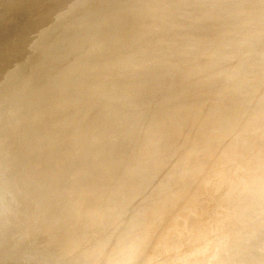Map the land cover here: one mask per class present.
Segmentation results:
<instances>
[{"label":"bare ground","instance_id":"1","mask_svg":"<svg viewBox=\"0 0 264 264\" xmlns=\"http://www.w3.org/2000/svg\"><path fill=\"white\" fill-rule=\"evenodd\" d=\"M94 1L95 0H84L83 2L78 1L80 2L79 4L81 3L82 4L79 5L80 7L78 6L79 8L77 6L76 7L78 9L82 8L85 11L87 10V8L90 9V7L96 4L93 9L100 8L101 6L105 5L106 0H100V2H96V1L94 2ZM133 1L134 0H128L125 5L115 10L113 14H109L107 11H101L99 15H97L95 19L92 20L88 28L79 29L76 26L79 30H77V28L76 30H74L75 28L73 26H75L76 23H78L81 19L84 18L86 12H82V10L81 12H79L80 10L78 12L73 11L74 9L64 6L62 9L59 8V10L56 11L57 13L55 12L57 15H55V13L51 14V15H55L56 17L58 16L57 17L58 19L60 16L63 17L64 14L70 15L76 12V15H78L76 18V21H74L73 19L72 21H70L69 27L66 28V31H68V33L73 30L80 32L76 39L77 44H80L78 46L80 50L78 53H76V58L69 57L70 56L69 55L68 57H65L66 59L68 58L67 60L63 59L64 60L63 62L61 60L63 65L60 71L57 72L58 73L57 77L60 78V81L62 77L63 79H66V78L69 79L70 77H72L73 72L74 74H78V72H80L81 70L85 71V70H88L89 68L96 69L98 68V66L101 67L100 66L101 64L108 66L109 65L108 62H104V59L106 57H107L106 58L107 60L112 59L113 62H111V64L113 65V63L118 61L119 59L116 57V55L121 56L124 53V51H126L130 47H132V49L142 48V47H144L145 49L147 48L148 57H149L147 58V60L150 62L152 61L151 59L154 57V55H156L161 50V45L163 44L162 42L163 37L165 38V36L168 35V33L172 36L171 38H174V39H171V43L169 42V39H168L167 47H182L184 44L186 45L196 44L198 43L199 36H201L203 32L210 26L213 25V26L222 27L224 24L220 20L226 17L227 15H229L231 13L232 7H234L235 4H237V2H234L231 0H225L222 4H217L216 0H175L174 3H171L168 5V8L162 9V6L159 0H141L140 3H138L139 8H137V11L140 12V16L138 18L136 17L137 19L135 18L136 20L134 19L135 21L133 22L123 21V17H126L127 15L134 13L133 10L135 8L133 7V4H132ZM196 5H199L200 7L197 8ZM208 10H211V14L209 16H205L204 13ZM259 10L263 12L264 6L260 7ZM61 17L60 19H62ZM148 17H150V19H153V21L148 26L142 27V35L151 34L155 32L154 30L159 29L157 33L155 32V34L148 39H140L139 41H134V44H131V46L129 45L128 47L125 46L123 43H121L124 40H126L129 35L139 30L140 26H142V24L148 19ZM211 17L215 19L214 22H209V19ZM57 18L56 20H58ZM52 22L53 23L51 24L53 25V27L57 26L58 28V24L55 23V21H52ZM227 28L228 29L222 34L215 33L210 38L209 46L211 48L206 47L204 50H202L198 58L199 60L196 61L194 65H185V62L181 60H175V63L172 64L171 66L164 65V63L153 62L150 66L147 65L148 69L146 70L145 75L141 77V79L142 78L143 79L142 80L139 79L130 90L123 93L125 95H123L121 99L117 98V100L113 99L110 102H108L107 106H110L111 107L110 109H108L105 112L98 110L99 105H101L99 100L98 102L95 101L91 105V109L89 110L90 112L89 117L92 116L91 117L92 121H90V125H92L91 128L93 131L98 130L101 133L98 141L94 145L96 149L94 150V154H97L99 153L100 150H102L101 148L103 147V143L108 141L107 138L108 136L110 138V135L112 134L113 131L119 134V135L117 134L115 135L117 137L120 136L119 138L121 142H122L121 138H124L126 143L123 140L125 145L121 144L122 146L120 147L118 146L120 145V143H117L119 140L118 141L114 140L116 141L115 143H117L118 145L111 143V145L109 144L108 146H106L107 149L105 150L103 158H101L100 168L102 169L100 168L99 169H100V172L102 171L103 172L100 174L99 181L96 183V185L93 188H91L90 192L85 190L88 193L84 192V189H83L84 187L82 186V190L85 193V195H82L83 196L82 197L81 193H79L80 195L79 198L77 200L74 198L76 201H78L77 202L78 205L76 204L77 207H75L76 205L74 206L71 202V201L74 202V199L71 201L68 199L69 202H71L72 207L74 208L70 207V203L67 204L68 202L62 203V199L66 197L65 195H64L65 197L60 196L51 203H45L44 198L47 194L46 188L32 189L31 191H34V195H35V192L37 191L36 196L31 195L33 194L31 192L30 195L32 196V198L29 195L30 190L25 191L23 193H19L18 195L14 193L15 191L14 188L17 187V185L20 183L21 180L19 179L15 180L12 177V175H13V172L18 169V167L26 166L27 164L26 158L23 159L22 155L25 156V154L28 152V148H29L28 138L32 136V134H34L35 131H39L40 127H43L44 125H46L47 127L48 126L47 122L52 125H53V122L45 119L47 122L43 123V122H39L40 118H33V115L35 114L39 115L40 113L43 114L44 112H46L44 113L45 115L43 114L44 118H48L49 116L47 115L49 114V112L47 114V111H49L50 107L48 106V103H46L47 105L46 104L40 105V107H38L36 112L34 109H31L33 106L32 103L34 102H32L33 100L29 98H33V96L32 94H29L27 92V89L23 88V85H24L23 83L20 85V88H21L20 94H23V95L19 97V101L17 104H14V106L11 107L7 105V102L10 103L7 99L4 101L2 110L0 108V116H1L0 120H2L3 117L5 118V121L4 120L0 121L2 122L0 123L1 140L4 137L3 135L11 132L10 130L12 126L17 125V123L19 122L20 124H22L21 122L23 121L28 122L26 124L25 122H23V124L26 125L24 137L22 138L23 145L20 146L19 139H18L19 137H21V135H17L18 133H15V129H14V134H11L12 137L10 138V141H8V145H5L4 148L0 151V251L2 252V249H3V252L5 250L6 254L8 253L7 255H9V257L11 256L10 260L8 258V261L11 262L12 260L13 264L15 263L17 264L19 262L18 258L20 259V261H22V258L25 256V259H24L25 261L23 260L22 261L23 263L19 262V264H75V263H78L77 261H74V263H72V261L76 260V258L73 257V260L72 258H69L70 255L68 256V251H69L68 249H70L69 253L72 252L71 250H74V248H76V244H78L80 239L81 240L83 238L86 239L87 237L85 236H89L88 231H90L91 232L90 234L93 235L92 231L95 232L96 230H99V229L101 230L103 228H106L109 225L110 226L112 224L114 225V223L117 220V217H119L120 215L124 217V214L126 215L125 217H127V214L130 215V211L132 213H135L137 212L139 206H141L142 203L139 202L141 200L140 199L141 196H139L140 198L137 197L139 195L138 194L139 191H137V193L135 192L136 191L135 189L138 190V187H132L133 185H131V182H130L131 180L133 181V178L136 175L141 177L139 182H142L141 184L140 183L138 184L139 178L138 179L136 178L137 179L136 185L143 186L145 184V186L143 187L144 188L147 187L146 190L144 189L146 193L145 191L142 192L144 193L143 196L146 194V196L144 197L142 196L143 197L142 199H143V206L146 209H148L149 215H152L155 213L156 214L154 215L155 217L158 215L156 212L159 213L160 210L161 212L165 211L166 213H168L174 208H177L178 206L182 205L186 200L188 199L191 200L192 198L196 200L198 199V201L199 199L203 200L208 205V207L206 206V208L208 209L205 208V210L204 208H202V206L204 205L202 202H200L199 204L202 203L203 205L200 206L198 204V206H200L201 208H199L196 205V206H193L192 208L183 209L178 217H175L173 220L170 221L173 224H175V226H173V224L170 222H169L170 224H168L169 226L172 225L171 228L179 227L177 228L179 231L186 230L185 227L189 228L188 226L189 222L187 226H185L186 225L185 223H187L188 220L192 221L193 219V221L194 220L195 221L194 222L192 221V223L196 222L195 224L198 225V222L205 220V215L208 216L207 212L210 215V213L214 211L215 206L218 205L216 204V202L218 203L221 202L220 188L225 183L229 182L232 178H235L236 181L239 182L243 178L250 176L255 179L254 181L255 184L251 187L250 191L244 195V196H247L248 198H245L244 201H236L235 203L232 204L231 209L233 208L236 209V208L241 207L240 209H242V211L248 210L252 212L253 210L251 208L256 209L259 203H262L263 209L260 211L258 210V215H259L258 219L260 221L259 223H262L264 226V175H259V177L258 175H256L257 174L256 171L259 165L264 160V104L259 109H254L256 108V105L253 104L254 100H259L261 98H264V89H262V91L255 92L257 90L256 89L252 94L250 95L248 94L249 96L246 95L247 99L243 103H241V105L238 106L237 108H233L234 112H230V109H231L230 104H220L214 110H210V107H209L212 104L211 102L212 98L210 97L213 95H216L215 93H217V95L220 96L221 98H224V97L229 98L230 96L237 94V92L239 93L240 91H242V88L252 81H254L253 83L257 81L256 82L257 84L254 85L255 87H262V86L264 87V76L262 75H259L260 76L259 78L258 76L257 77L255 76L258 79L253 77V79L248 78L240 82L239 81L235 82L234 76L232 75L233 78H231L229 76L231 74L230 73L228 74V72L226 73L227 75H224L225 73H223V70L226 72L227 70L230 69L229 71H231V68L235 69V66H234L235 64H237V68H238L239 62H240V65L242 63H248L247 61H250L253 58L255 59V57H260L262 54V52L255 51L252 54H249V56L245 57L244 54L242 53V47L244 46L246 42H249L250 39H251L250 41L252 40L258 41L257 37L254 36L257 33L250 32L249 34H247L249 36L246 35L247 37H243V39L233 40L235 41L234 43L233 41L230 40L231 38H226L230 33L229 31H233L231 27H227ZM263 28H264V25H263ZM152 29H153V32H152ZM93 32H96V34L92 35ZM224 35H225V38H224L225 40L221 44L212 48V46L216 44L220 39H222ZM120 37H121V40L119 39ZM248 37L249 39H247ZM262 37L261 38L258 37L261 39V40L259 39V41H262V39L264 40V38ZM179 38H181V41H179L178 43L179 45L177 44L175 45L173 41ZM76 41H75V44H76ZM230 42H231V45L233 42V45L235 44L236 46H238L237 51L234 50V53L232 52L233 55L236 54V56L240 58L239 60H241L242 58H245L244 62L239 61L236 57H234L235 55L233 56L234 58L233 57L231 58L235 60L237 59L239 62L237 61L238 62L237 63L235 62V60L232 61V59L229 58V56H232V54L222 53L223 48L228 44L230 45ZM65 46H68L67 48L68 50L70 49L69 45H65ZM87 47H92V48H90L91 49L90 51H87L86 50L88 49ZM59 48L57 49L59 50ZM60 49L64 51V49L62 48ZM111 54H113V57L110 56ZM215 56L217 57V60L212 62L211 60ZM47 59L50 60L51 58L48 57ZM257 59L259 60L260 58H256L255 60ZM53 61H55V58ZM58 61L60 60L58 59ZM49 62L51 63V61ZM44 65L31 66L27 71L29 72V75L32 76V75H35L34 71L38 73L37 70L39 69L43 68V70H45L44 67L45 68H49V66L53 67L52 64L46 63ZM64 65L66 66L67 69L65 68ZM143 66H144L143 62L138 65V67L140 68ZM163 66H165L164 69H163ZM237 68L235 69V71H237ZM14 69L10 72H7L6 76L2 78V82L0 83L1 93H2V90H4L7 86L14 83L15 79L18 78V75H17L18 73H16L15 72L16 69L15 70ZM43 70L41 72H43ZM65 70L67 71L65 72ZM13 72L16 73V75ZM220 73L221 75L223 74L224 77L220 76ZM42 74H40V76ZM79 74L77 75V77L80 76ZM95 74L98 75V73H95ZM95 74H91L90 76L95 75ZM169 74L175 75V81L172 85L169 84L170 86L165 87L162 84V80L168 77ZM218 82L219 83L223 82V85L226 84L225 87H222L221 89L216 90L215 85ZM190 85L194 86L193 87L194 89H191L188 91L187 87H192ZM16 88L15 90H13L14 92L19 91V89L16 90ZM136 91L137 93L140 94V97L136 96L138 97L139 100L135 101V104H134L135 106L129 107V109H127V111L124 112V110L126 109L123 110V108H125L128 102L132 100V95H135ZM199 92H201L202 94L201 93L200 94L205 97L204 103L189 102V103H186L184 106L176 107L174 113L167 115V116L166 115L163 116V111L165 109L169 108L171 105L180 103L179 101H183V100L189 101L191 100L189 98H192V96L194 95L198 96ZM17 94L18 93H15L12 96L15 97V95ZM153 98H158V100H155V103L153 107L151 108V110H147L150 108H146V103L150 99H153ZM96 112L97 113L99 112L100 114H97ZM246 113L248 114L250 113L249 115L250 121L246 124H239L237 122V117H239V115H243ZM142 117H144V119H142ZM17 118H19V121L14 122L15 119L17 120ZM33 119H36L37 123H32ZM11 124L13 125L11 126ZM239 126H242V127H239ZM112 135L116 137L114 134ZM220 137L223 138L222 145L214 144L206 148V147H203L202 143L200 142V140H211V139L220 138ZM1 140L0 142L3 141ZM43 141H40L39 143L41 144V142ZM61 142L62 140L60 139L57 140L55 142V146H59ZM129 143L130 144L132 143L130 152L128 153V157H130L132 161L131 162L128 158V160L132 163V165H130L131 167L128 166L130 171L127 173H126V170L125 171L123 170L124 171L123 173H120L119 171L116 172L115 170L116 163L113 162V158L115 154L117 153V151H119L124 146H126L129 150V146H127ZM148 146L149 147L153 146V149H152L153 152L150 151L149 153H153L152 155L153 156L155 155L154 157H157V161L158 159H161L162 165L164 164V162L170 161L167 163H171L172 160L175 161L176 159H177L176 161H178L180 165L188 166L186 164L190 165L191 163L192 164L195 163V167L190 166L192 167L193 170H191L188 166L190 171H192V173L189 171L191 173L190 175L188 173H187L188 175H186L184 172V174L186 175V179L189 178V180L188 179L185 180L187 181L185 185L188 186V184H192L193 187L192 185H189V187H187L188 189H186L185 188L186 186L181 184L180 182H178V184L180 183V185L176 184L177 182L175 183L173 182L172 179H174L176 176L167 174V173L170 172L172 174H176V172L175 173L173 172H174V168L177 166L174 167L172 165L174 167L172 168L173 169L172 171V169H170L172 166L169 164L171 167L167 169H170L172 171L171 172L166 169L165 167L166 163L164 164L165 165L164 168L161 166L162 169H160V167L156 163L155 166L157 167L155 168H158V169H154L156 172L154 171L150 172L151 169L154 168L152 167L150 169V167L154 164V160H156V158L153 159V161L151 160L152 158L149 159L150 160L149 162L151 163L153 162L152 165L151 163H149L151 166L146 163L145 164L142 163V161L145 160V158H143L144 155L147 157L146 154L148 152L146 154L143 152L146 150V148H148ZM163 148H166V150L168 149L167 151H170V152L166 151L165 153H163L164 152V150H162ZM231 148H235L239 150L240 151L239 156H241V158L237 161V163H235V165L230 170V173L227 176L221 177L219 181L217 180V183L219 184L217 185L218 188L214 190L215 192L210 191L211 194H208L207 191L209 192V189L211 187L210 185L215 183L214 180L212 181L209 180L210 175H212L213 172L216 171L218 167H222L225 155L230 151ZM161 150L163 152L160 153L159 151ZM15 155L19 156L20 158L18 157L14 158L13 156ZM71 155H72L71 153H68L67 155L62 157L63 160L60 159V161L62 160L61 161L62 166H64L67 163L64 160L69 158V156ZM148 156L152 157L150 156V154H148ZM88 157L86 159L87 161L85 160L83 165L92 163L96 159L94 157L88 159ZM139 157L143 158L142 161L138 160ZM161 160H159L158 162H160ZM2 161H4L5 164L7 163V165L3 164ZM140 161L141 163H139ZM145 161L147 162V160ZM128 162H126L127 165L130 164ZM173 163H176V162H173ZM178 163L177 165H179ZM181 167H184V166H180L177 168L179 172L176 170V168L175 170L179 174V175L178 174L176 175L178 176L181 175L182 177V175L184 174H182L183 171L180 174ZM186 168L187 167H185V170L188 171V169ZM164 169H166L167 173H165ZM161 170H163V172H161ZM162 173L163 174L165 173V175L162 176L163 175ZM198 173H199L200 178L196 177ZM24 174H25L24 177L22 175L20 179H24L25 177H27V179L31 178V175H32L31 173L26 172ZM239 176H241L242 179H238ZM161 177L168 181L170 180L172 181L173 185H175L173 187L171 184V186L173 187L171 191L173 193L172 192L169 193L170 189L168 190V188H171V187L170 185L168 186L169 183H166L167 184L166 191L152 194V191L154 188L153 184H155L156 186L157 184L155 182L156 180L157 182L158 181L162 182L161 180H158V179H162ZM181 177L179 178V180L180 181L182 180L181 182L184 183ZM177 178L178 177H176V179ZM24 180H26V178ZM114 182L118 183L119 189L117 190L115 189L114 192L108 193L109 191H111L110 190L111 188H109L110 184ZM119 182H121L122 186H120ZM102 185H105V186L101 188ZM116 185L117 184L115 183V187H113L114 184L112 187L116 188L117 187ZM142 186L140 187V189L143 190ZM190 186L192 188H190ZM79 187L80 186L73 187L70 190L69 194L72 195L74 194L73 192L76 193V191L78 193ZM150 187H153V188L150 189ZM181 187H184V188L182 189ZM174 188H176V190L180 192L178 193L180 195L176 193L177 191L176 192L173 191ZM113 190L114 189H112V191ZM97 193L98 195H96ZM206 193L208 194V196L206 195ZM70 195H67V196L69 197ZM74 196L75 195H73V197ZM204 196H205V199H203ZM76 197H77V194H76ZM138 202H139V206H138ZM52 203H54V205L55 204L58 205L57 210H54L56 207L54 209L52 208L53 210H48V209H51V206H53ZM209 203L213 204L212 205L213 208L212 206H210L211 204ZM141 207L139 208V210H141ZM12 209H15L14 210L15 212L12 211ZM143 209L141 210V212L143 211ZM47 210L50 212L52 211V212L51 214H49L48 212L47 214L49 215L45 217ZM134 210L135 212H133ZM200 211H203V212H200ZM22 212H25V213L28 212V214L31 217L32 216L34 217L35 215L37 219L41 218L40 226L42 228L38 224L36 225L39 227L40 232L39 231L35 232L37 228L34 227V230L35 229L36 230L35 231L33 230L30 233L29 232L31 230L30 221L26 219L27 220L26 222L29 221L28 225L30 224L28 226L29 227L28 229H30L28 231V234L30 236H32L31 234H33V236L34 234L36 236L37 233L41 234V232L44 230L43 232L45 233V235H41V236L46 237L45 239L43 238L44 241L46 242L45 243L44 241L41 242L42 244L44 243L42 246L39 247V242L41 239L39 234H38V237L40 239L37 238L36 242L38 241V239H39V242L38 244L36 243L35 246H34L35 237L34 239L32 238L33 239L32 241L34 242L30 243L32 245H29V243L27 242L26 244L28 245H26L25 243H23L24 241L23 239L21 243L19 242L17 244V242L20 240L18 241L15 240L16 238L14 236L10 238H4L3 233L6 230H8V232L6 231L7 234L10 231L11 233H14L16 235V231L18 232L19 230V233H21L22 228L27 229V226L23 227L25 226L24 225L25 221L23 222L22 225H20L21 223L17 224V222H15L16 226L14 224L12 225V223H14V221L17 219L16 217L18 215L21 216L20 214H23ZM145 212H147V210H145ZM142 213L138 212L137 214H142ZM256 213H257V209H256ZM146 214H148V212ZM25 215L28 216L27 213ZM131 215L129 217H131ZM200 215H204V218H202ZM133 216L135 215L133 214ZM22 217H20V219L22 221L25 220L24 219L25 217L23 219ZM123 217L122 219H124ZM144 217L145 219H147L146 218L147 216H144ZM144 217H143V220H144ZM28 218L31 219L30 217ZM152 218L153 217H151V219ZM122 219H119V220L121 221ZM31 220H33V218ZM149 220H150V216H149V219H147V221H144V222H147L145 225L146 227L144 225L143 226L141 225V220L140 221L136 220V222H140L139 224L142 226V228L140 227V225L139 226L137 225L139 227V230H136L137 226H135L134 232L129 235L127 240L131 239L133 236L135 237V239L138 235H140V238L144 236L145 231L147 230V227H148L147 224L151 223L152 221L151 220L150 222H148ZM20 221H18V223ZM36 221H34V223ZM118 221L117 223H119ZM126 221L128 223L129 220L126 219ZM126 221L124 219L123 221L124 223H121V222L120 223L125 225ZM191 221H190V224H191ZM38 222L39 221H37L36 223ZM130 222L131 221H129V223ZM136 222L133 221V223H136ZM232 223L233 222L230 220L229 224H232ZM121 224L119 225L117 224V225L120 227ZM142 224H145V223H142ZM178 224L180 225L178 226ZM183 224L185 227L183 226ZM195 224H194V227H196ZM124 225H121V226L123 227ZM33 226L34 225H32L31 227ZM169 226H167V228H170ZM122 227H120L119 229L121 230ZM108 228L109 227H107V230H112L114 227H112V229H108ZM190 228H193V225H191ZM250 228H251L250 226L249 228L248 227L245 229L243 228L242 232L240 233V237H237V238L234 237V238L227 239L226 247H224V249L219 251L213 257H210L209 259H207L204 264H229L230 262H233V261H239L245 255L247 251L255 252L260 247H261L260 249L262 250V252L260 251L258 254L262 253V255H258L255 252L254 254H256L257 256L254 257L255 259L251 260L247 264H264V229H263L261 236L257 237V235L255 236L253 234ZM103 230H106V229H103ZM86 231L88 235H85L87 234L85 233ZM23 233L24 232H22L21 234ZM26 233H25V237L29 236V235H26ZM136 233L138 234L137 236L132 235ZM161 233L162 232H159V234ZM112 234L113 233H111V235ZM117 234L121 236L120 232ZM117 234L115 236L118 237ZM212 234L216 235V233H210V232L205 231L203 232V237H209L212 241H216V237ZM8 235H5V236L7 237ZM22 236L24 237V234ZM19 237L17 238L20 239L21 237L20 238ZM28 238H25V239H28ZM117 239L119 240L120 237H118ZM184 239L186 240L185 242L186 244L187 243L192 244L188 246L189 248L188 251L190 253L189 258H191V262L189 264H193L195 261L198 260L200 255L203 254V251L200 252L197 248H194L193 237L190 234H184V232L177 235L175 240H173L172 243H174L175 241H177L176 243H178L179 240L182 242ZM88 240L89 239H86L85 244H84V249L86 250L88 249V254L90 251H94V249H97L96 251L99 250L101 254L99 257L94 258V259L92 258L90 262H87L89 261V259H91L89 258L90 257L89 256L88 257L89 259L87 258L88 260L85 261L84 264H111L112 262L114 263V261L112 260V262H110L109 258L113 259L114 257L117 258V261H119V263L117 264H129L130 262L129 259L133 258V256L130 257L125 253L126 248H127L126 243H125V247H126L125 250L124 248L121 249V247H123L124 244L123 246L122 245L118 246L117 245L118 243H117L116 244L117 246H115V242L113 241L112 243L114 246L112 245V247L109 246V244H107L109 247L104 246L106 248L104 247L102 248L100 244L99 245L101 247V250H100L98 249L99 246L95 248L96 246H93L91 242ZM111 240L112 239H110L109 242L107 243H110ZM123 240L125 239L122 238L121 242L118 241L120 242L119 244H121ZM106 241L107 240H104V242ZM29 242L31 241L29 240ZM259 243L260 245H258ZM24 244L25 246H29V248H27L28 250L31 248V246L32 248L34 246L33 249L35 250L33 251H36V252H38L37 251L38 248L39 249L42 248L41 251H44L43 249H45V246L47 247L49 246L50 248L51 246L54 247V249L52 248V250L54 251H52L48 247V250L50 249L51 252H53L52 254L50 252L48 253L47 249H45L44 252L35 253V255L37 256L34 257L35 256L34 252L33 254H29L30 252L28 251H27L28 253L26 252ZM175 244H171V245L176 246ZM17 245L20 246L19 247L20 251L24 252L25 250V253L27 254L25 255L24 253L23 254L24 256L22 255L23 252H20L21 255L18 254L19 248L16 247ZM142 246L139 247V249L141 250L140 257L138 259L136 258L132 264H147L148 262H150L149 260L150 256L152 257V256H155V254L162 253L164 252L165 248L167 249L169 247L168 245H163L160 248L152 249L151 247H142ZM17 248H18V253L16 251ZM89 249H92V250L89 251ZM30 251L32 250L30 249ZM5 252L3 253V255L5 254ZM14 252L17 253V256H16V253L14 255ZM45 252L48 254H46ZM183 253L184 251H181V249L180 250L178 249L176 252L166 255V258L162 259L163 264H180L184 260ZM7 255L5 257L6 260L8 257ZM30 255L32 256L34 255V256L32 257ZM115 255H117L118 257ZM84 256H86L85 253H84ZM16 258L18 262L13 261V259L16 260ZM1 259L2 257L0 258V262L4 258L2 260ZM80 259H82L81 256H80ZM5 261H3L4 263H0V264H6V263L9 264L8 261L6 263ZM117 261L115 259V264ZM80 264H83V263L81 262Z\"/></svg>","mask_w":264,"mask_h":264},{"label":"rangeland","instance_id":"2","mask_svg":"<svg viewBox=\"0 0 264 264\" xmlns=\"http://www.w3.org/2000/svg\"><path fill=\"white\" fill-rule=\"evenodd\" d=\"M78 1L83 2L84 0H0V83L2 82V78H4L6 76V73L12 71L14 69V67L16 69V70L14 69L15 72L18 73L17 74L18 78L16 76L17 79H15L14 83H12L11 85L7 86L4 90H2V93L0 92V108L2 110L3 103L6 99L10 102V103L7 102L8 106L12 107V106H14V104L18 103L19 97H21L23 95V94H20V89H21L20 85L23 83L24 84L23 88L27 89V92L29 94H32V96H33V98H29V99L33 100L32 102H34V103H32L33 106L31 109H34L36 112L38 107H40V105H43L46 103H48V106L50 107L49 111H47V114L49 112V114L47 115V116H49L48 118H44V115H45L44 113H46V112H44L43 113L44 115H43L40 113L41 111L39 112L40 113L39 115L38 114L33 115V118H40L39 122H43V123L47 122L46 120L53 122V125L47 122V124H48L47 127H46V125H44L43 127H40L39 131H35L34 134H32V136H30L28 138V144H29L28 145V147H29L28 152L25 154V156L22 155L23 159L26 158L27 164H26V166L18 167V169L15 170L13 172V175H12V177L15 180L16 179L21 180L20 183L17 185V187L14 188L15 189L14 193L18 195L19 193H23L25 191L30 190L29 195L31 194V192L33 193L31 195H34V191H31L32 189L46 188L47 194L44 198L45 203H51L54 200H56L58 197L65 195L66 197L64 196L65 197V198H63L64 200L62 199V203L68 202L67 204L70 203V207H72L71 202L74 206L77 204L78 201H76V200L80 196L79 193H81V196L85 195L84 192H86V191L90 192L91 188H93L96 185V183L99 181L100 174L103 172V171L100 172V169H102V168H100L101 167V158H103L105 150L107 149L106 146H108L109 144L111 145V143L116 144V145H118L117 143H120V145H118V146L121 147L122 145H125V143H126L124 138H121L122 142H123V140L125 141V143L123 142L124 143L123 144L120 141V138H119L120 136L117 137L115 135V134H117V132L115 133L113 131L112 134H114L117 137V139H116V137H114L111 134L110 138H109V136L107 138L108 141L103 143V147L101 148L102 150H100L99 153L94 154V150H96L94 145L98 141L101 133L98 130L93 131L91 128L92 125H90V121H92L91 120L92 116L89 117V113H90L89 110L91 109V105L95 101L98 102V100H99L101 105H99L98 110L105 112L108 109H110L111 107L107 106L108 102H110L113 99L117 100V98L121 99L123 97V95H125L123 93L130 90L135 85V83L139 79H141L142 76L145 75L146 70L148 69L147 65L150 66L153 62H157V63H164V65L171 66L172 64L175 63V60H181V61L185 62V65H194V63L199 60L198 58L200 56L201 51L204 50L206 47L211 48L209 46L210 38L215 33L222 34L223 32H225L228 29L227 27H231V29L233 31H229L230 33L226 37V38H231L230 39L231 41H233L235 39L236 40L243 39V37L249 36L247 34H249L250 32L257 33L254 36L257 37L258 41L252 40L253 41L252 42V41H250L251 40L250 39L249 42H246L244 44V46L242 47V53L244 54L245 57L249 56V54H252L255 51L262 52V54L260 57H255V59L260 58L259 60L258 59L255 60L253 58L252 60L247 61L248 63H242L240 65L239 61L244 62L245 58H242L241 60H239L240 58H238V56H236V54H234L235 56L233 55L234 50L237 51L238 46H236L235 44L233 45V42L235 43V41L232 42L233 46L231 45V42H230V45L228 44L223 48L222 53L232 54V56H229V58L234 56L239 61L237 59L235 60V59L231 58L232 61L235 60V62L238 61L239 63L237 62L238 63V68H237V64H235V62H234V64H235L234 66H235V69L237 68V71H235L234 68H231V71H229L230 69L229 70L225 69L227 71L225 72L223 70V73H225L224 75H227L226 74L227 72H228V74L230 73L231 75H229V76L231 78H233V76H234L235 82L236 81H239V82L244 81L248 78L253 79V77H255V76L256 77L258 76V78H259L260 77L259 75L264 76V40L262 39V41H259V39L262 36H263L262 38H264V28H263L264 11L261 12L259 10L260 7L264 6V0H231V1L237 2V4H235V6L232 7L231 13L229 15H227L226 17H224L220 20L223 22L224 25L222 27L212 25L209 28H207L203 32V34L201 36H199L198 43H196V44H193V45L184 44L182 47H167L168 39H169L170 43H171V39H174V38H171L172 36L168 33V35H166L167 37L166 36H165V38L163 37V40H162L163 44L161 45V50L156 55H154V57L151 59L152 61H150V62L147 60V58H149L147 48L145 49L144 47H142V48L132 49V47H130L129 49L124 51V53L121 56L116 55V57L119 59H118V61H116L118 63L114 62L115 65H114V63H113V65L111 64V62H113L112 59L107 60L106 59L107 57H106L104 59V62H108V64H109L108 66L101 64L100 65L101 67L98 66V68H96V69H90L89 68L88 70H85V71L81 70L82 72L81 71L78 72V74L80 73L79 77H77L78 74H74V72H73L72 77H70L69 79L66 77H65L66 79H63V77H62L61 81H60V78L57 77L58 76L57 72H59L60 69L62 68V65H63L62 62L64 60L68 59V58L66 59L65 57H68L70 55L69 57L76 58V53H78L80 50L78 48V46L80 44H77V41H76L78 34L80 32L74 31V30H76L77 27L79 29L80 28H82V29L88 28L90 26L92 20H94L95 17L97 15H99V13L101 11H107L109 14H113V12H115V10H117L121 6L125 5L128 0H106L105 5L101 6L100 8L93 9L96 5L95 4L92 7H90V9L87 8V10H85V11L82 8L78 9L80 7L79 5L82 4V3L79 4L80 2H78ZM95 1L100 2V0H95ZM140 1L141 0H134L133 1L132 4H133V7L135 8L133 10L134 13L130 12L131 14L127 15L129 13L128 12L127 14H125L127 16L123 17V21L133 22L140 16V12L137 11V8H139L138 3H140ZM159 1H160L161 6H162V9H166V8H168V5L171 3H174L175 0H159ZM224 1L225 0H216L217 4H222ZM64 6H67V7L74 9L73 11L78 12L80 10L79 12H81V10H82V12H86L84 18L81 19L78 23H76L75 26H73L75 28L73 30L74 32L71 31L68 33V31H66V28L69 27V23H70V21H72V19L74 21H76V18L78 16V15H76V12L72 13L70 15L64 14L63 17L60 16L62 19H60V17L58 19L57 18L58 16L57 17L55 16V15H57L56 11H58L59 8L62 9ZM76 6L77 7L79 6V7L77 8ZM196 7L199 8L200 6L196 5ZM54 13H55V15H51ZM204 14H205V16H209L211 14V10L206 11ZM53 18H55V19H53ZM56 18L59 21L56 20ZM51 19H52V21H55V23L58 24V28H57V26L53 27V25L51 24V23H53L51 21ZM152 21H153V19H150V17H148V19L142 24V26H140L139 30H137L136 32L129 35L128 38L121 43H123L125 46L128 47L129 45L131 46V44H134V41H139L140 39H148V38L152 37L155 34V32L157 33V31H159V29L154 30L155 32H153V29H152L153 33L150 32L151 34L142 35V27L148 26ZM214 21H215V19H213L212 17L209 19V22H214ZM78 28H77V30H79ZM93 34L95 35L96 32H93L92 35ZM258 37H260V38H258ZM224 38H225V35L216 44H214L212 46V48L221 44L225 40ZM119 39L121 40V37ZM247 39H249V37ZM75 41H76V44H75ZM179 41H181V38L174 40L173 43L175 45L176 44L179 45L178 44ZM70 44H71V46H70ZM182 44H183V42H182ZM59 45H61V46L64 45V46L61 47ZM65 45H69L70 49L68 50L67 49L68 46H65ZM58 46L60 48L64 49V51L61 50ZM235 46H236V48H235ZM57 48H59V50ZM87 48L88 49H86V50L90 51L91 50L90 48H92V47H87ZM69 53H71V54H69ZM238 55H240V54H238ZM110 56L113 57V54H111ZM176 56L177 57L179 56L178 59ZM48 57H50L53 60L55 58V61H53L51 59L50 60L47 59ZM58 59L60 61H58ZM48 60L51 61V63ZM61 60H62V62H61ZM216 60H217V57L215 56L214 58H212L211 61L213 62ZM142 62L144 63V66L141 68L138 67V65ZM46 63L52 64L53 67L52 66H49V68L44 67L45 70H43V68H42V69L37 70L38 73H36L34 71L35 75H32V76L29 75V72L27 70L31 66L44 65ZM54 63H56V64H54ZM16 64H18V65H16ZM164 67L165 66H163V69H164ZM65 68H66V66H65ZM233 69H234V71H233ZM42 70H43V72L44 71L45 72L44 73L41 72ZM66 71L67 70H65V72ZM39 72H41V73H39ZM16 73H14V74L16 75ZM95 73H98V75H96ZM100 73H101V75H100ZM40 74H42L43 76L42 75L40 76ZM91 74H95V75L90 76ZM220 76H223V74L221 75V73H220ZM258 78H256V79H258ZM174 81H175V75L169 74L168 77H166L164 80H162V84L165 87H167V86H170L169 84L172 85L174 83ZM253 82L254 81L249 82V84H247L246 86H244L242 88V91H240L239 93L237 92V94H234V95L230 96L229 98H225V97L221 98L220 96L217 95V93H215L216 95H213L210 97V98H212L211 99L212 104L209 106L210 110L216 109V107H218V105H220V104H230L231 105L230 106L231 107L230 112H234L233 108H237L238 106H240L241 103H243L247 99V96L252 94L256 89L257 90L255 92L262 91V89H264L263 86L262 87H255L254 85L257 84L256 83L257 81L255 83H253ZM225 85L226 84L223 85V82H220V83L218 82L215 85V89L216 90L221 89L222 87H225ZM190 86H192V85H190ZM193 87L194 86L187 87V90L189 91L191 89H194ZM15 88H16V90L19 89V91L14 92L13 90H15ZM23 92H25V91H23ZM15 93H18V94L15 95V97H13L12 95ZM200 93L201 92H199L198 96L194 95L195 97L192 96V98H189L193 101L183 100V101H179L180 103H178V104L171 105L169 108H167L163 111V116L164 115L167 116V115L174 113L176 107L184 106L186 103H189V102L204 103L205 97L201 95L202 93L201 94ZM131 95H130V97H131ZM136 96L140 97V94L137 93V91H136L135 95H132V100L128 102V104L125 106V108H123V110L126 109V110H124V112H126L127 109H129V107L135 106L134 105L135 101L139 100L138 97H136ZM244 96H246V97H244ZM155 100H158V98L150 99L146 103V108H150L147 110H151V108L153 107V105L155 103ZM253 104L256 105V108H254V109H259L264 104V98H261L259 100H254ZM257 111H255V112H257ZM102 112H101V114H102ZM97 114H100V113L98 112ZM247 114L248 113L243 114V115H239V117H237V122L239 124L248 123L250 121V119H249L250 113L248 115ZM47 116H45V117H47ZM3 118H2V120L5 121V118L4 119ZM142 119H144V117H142ZM2 120H0V121H2ZM18 121H19V118H17V120L15 119L14 122H18ZM11 122H13V121H11ZM23 122H25V121H23ZM23 122H21L22 124H20V122H19V123H17V125H14V126H12L13 124H11V126H12V128L10 130L11 132L3 135L4 136L2 138L3 141L0 138V140L2 141V142H0V151L4 148L5 145H8V141H10V138L12 137L11 134H14V129H15V133H18L17 135H21V137L18 136L19 137L18 139H19L20 146L23 145L22 138L24 137V133L26 130L25 129L26 125H24ZM0 123H2V122H0ZM26 123H28V122H25V124ZM32 123H37L36 119H33ZM23 125H24V127H23ZM239 127H242V126H239ZM117 135H119V134H117ZM47 138H49V139H47ZM59 139L62 140V142L59 144V146H55V142ZM114 140H116V141L119 140V141L117 143H115L116 141H114ZM40 141H43V142H41V144H40L39 143ZM200 142L202 143L203 147L207 148L210 145H214V144L222 145L223 138L220 137V138H215V139H211V140H200ZM14 144H16V143H14ZM127 146H129V150L126 146H124L119 151H117V153L115 154V156L113 158V162L116 163V166H115L116 172L119 171L120 173H123L126 170V173H127L130 171L128 166L132 165V163H131L132 161H131L130 157H128V153L130 152L132 143L131 144L129 143ZM152 149H153V146H151V147L148 146V148H146L147 151L145 150L143 152L145 154L148 152L146 154L148 158L144 154H143L144 157L142 156L143 158H145V160H147L148 163L145 160H143V161H145V162H143L142 157H139V159H138V160H141L142 163H144V164L146 163V164L150 165L149 163H151V162H149L150 161L149 159L152 158L151 160L153 161V159L156 158V160H154V164H153V162L151 163V165L153 164L154 166L150 165L151 166L150 169L152 167H154L151 169L150 172H153V171L156 172L154 169H158V168H155V167H157V166H155L157 163L158 166L160 167V169H162V167L164 168L165 165H166L165 166L166 169L170 168L173 165L174 167L177 166L175 168L179 172V170L177 168L180 166H184V167H181L180 174L182 173V171H183L182 174H184V172H185L186 175H188V174L190 175L192 173V171H190V169L191 170H193V169L190 166L195 167V163H193L194 165L192 163H191L192 165L186 164L189 166L190 169L188 168V166L180 165L178 163V161H176L177 159L175 161L172 160L171 163H167L170 161L164 162V164L165 163L166 164L162 165L161 159H158V161L161 160L160 162H158L157 157H154L155 155L153 156L152 155L153 153H149L150 151L153 152ZM162 150H164V152ZM162 150L159 152L165 153L168 149L166 150V148H163ZM167 152H170V151H167ZM68 153H71L72 155L69 156V158L66 157L67 159L64 158V159H66L64 161L67 163L64 166H62V163H61V161L63 160L62 157L67 155ZM148 154H150V156H152V157H149ZM88 155H89V157H88ZM239 155H240V151L235 149V148H231L230 151L225 155L222 167H218L216 169V171H214L213 174L210 175L209 180L210 181L214 180L215 183L210 185L211 187L209 189V192L207 191L208 194H211V192H215L214 190H216L218 188L217 185L219 184V183H217V180L219 181L221 179V177L227 176L230 173V170L233 168L235 163H237V161L241 158V156H239ZM13 157L14 158L15 157L20 158L19 156H16V155ZM28 157H30V158H28ZM87 157H88V159L93 158V157L96 158L95 159L96 162L94 161V162L89 163L87 165H83V163L87 159ZM128 158L131 162L128 160ZM60 159H62V160L60 161ZM126 160H128L129 162ZM4 161H5V159H4ZM4 161H2L3 164H5ZM141 161L139 163H141ZM126 162H128L130 164L127 165ZM173 162H176V163H173ZM177 163L179 165H177ZM159 164H161V165H159ZM167 164H168V166H167ZM5 165H7V163ZM173 166L170 169L174 168ZM103 167H104V165H103ZM127 167H128V169H127ZM185 167H187L186 169H188V171L185 170ZM175 168H174L173 173L176 172V174H178V172L175 170ZM166 169H164L165 173H167ZM170 169H167V170L171 171ZM172 171H173V169H172ZM26 172H29L32 174L31 178L27 179V177H25L26 180H24L25 178L20 179L22 177V175L24 177V175H25L24 173H26ZM161 172H163V170H161ZM256 172H257L256 175H258V177H259V175H264V160L259 165ZM165 173L164 174L162 173L163 174L162 176H164ZM167 174L175 175L176 177H178L177 178L178 181H177L176 177L174 178L175 180L172 179L174 183L177 182L176 184H178V182H180L181 184L185 185L187 182L185 180H187V179L189 180V178L186 179L185 174L182 175V177H181V175L178 176L179 174L176 175V174H172L170 172ZM183 176H185V177H183ZM180 177H181V179H183L184 183L181 182L182 180L181 181L179 180ZM196 177H199V173L197 174ZM136 178L137 179L139 178L138 184L139 183L141 184L142 182H139L141 177H139L137 175L133 178L134 182L132 180L130 182H131V185H133L132 187H138V190L135 189L136 191L135 190L134 191L136 193H137V191H139L138 192L139 195L138 194H136V195H138L137 197L141 196V198L139 197L141 199L139 202L142 203L141 206L143 208H145L143 206V199L142 198L144 196H146V194L143 196L144 193H142V192H144L147 187L144 188L143 187V186H145V184H144L143 186L141 185L143 187V190L140 189L141 186L136 185L137 184ZM162 179H158V180H161L162 182H160V181L157 182V180L155 181L157 184L160 182L158 185L156 184V186H155V184H153L154 185L153 187L155 189L153 187H150V189L153 188L152 194L166 191V189H167L166 183H169L168 186L170 185V187H171V188H168V190L170 189L169 193L172 192L171 190L175 186V185H173L172 181L171 180L168 181L164 178H162ZM238 179H242L241 176H239ZM254 181H255V179L250 177V176L243 178L239 182H237L235 178H232L229 182L225 183L220 188V190H221L220 191L221 192L220 193L221 202L220 203L216 202V204H218V205L215 206L214 211H212L210 213V215L206 211L208 216L205 215V220L200 221L201 223L198 222V225L195 224L196 222L192 223L193 219H192V221L190 220L191 224H190L189 220L187 221V223L183 222L186 224L185 226H187V224L189 222V224H188L189 228L191 227V225H193V228L189 229L188 227H185L183 224V226L186 229L184 231H179L177 229L179 227H177V228L172 227L171 228L172 225L169 226L168 224L172 223L170 221L173 220L175 217H178L183 209L192 208L193 206H196V205L198 206V204L200 202H202L204 205L202 203L199 205L200 206L203 205L202 208H204V210H205L206 206L208 207V205L203 200L199 199V201H198V199L196 200L194 198H192L191 200L188 199L182 205L178 206L177 208H174L173 210H171L168 213H166L165 211L161 212V210L159 211V213L156 212L158 215L155 217H154V215H156L155 213L152 215H149L148 209H146V208L143 209L141 206H139V202H138L139 208L141 207V210L143 209L142 212H144V213H142L141 210H139V208H138L137 212H135V210L133 212H135L136 214L138 212H140L142 214H137V216H136L135 213H132L130 211V215L132 214L131 217H129L130 215H128V214H127V217H125L126 216L125 214H124V217L121 215L119 217H117V220L115 222L116 225L124 223L123 222L124 219H125V221H126V219L131 221L130 223H129V221H128V223L126 221V223H127V224L125 223L126 227L124 224H121V225H124L123 227L120 225V227H122L124 230L122 228L120 230L119 229L120 227L118 225H117V227H118L117 228L115 223H114L115 226L113 224H112L113 226L111 225L112 227H114L113 229L110 225L107 226V227H109L108 229H112V230H107V227L105 226L106 228H103V229H106V230H103V229L100 230L99 229V230H96L95 232L92 231L93 235L90 234L91 233L90 231H88L89 236H85V237H87L86 239H89L88 241H90L93 246H96L95 248H97L100 244H101L102 248L104 246H107V247L111 246L112 247V245H113L112 241H113V242H115V246H117V245L123 246V244H124V246L121 247V249L124 248V250H125V248H126L125 243H126L127 248H126L125 253L130 257L133 256L132 259H129V261H130L129 264H132L136 258L138 259L140 257L141 250L139 249V247L142 245H143L142 247H151L152 249L160 248L163 245L169 246L167 249L166 248L164 249V252L155 254V256H152V257L150 256L149 257L150 262H148L147 264H163L162 259L166 258V255H169V254H172L173 252H176L178 249L179 250L181 249V251H184V253H183L184 254V256H183L184 260L180 264H189L191 262V258H189L190 253L188 251V249H189L188 246H190L192 244L191 243L186 244L185 239L182 242L179 240L180 243L179 242L176 243L177 241L172 243L173 240H175L177 235L184 232V234H190L193 237L194 248H197L200 252L203 251V254L200 255L198 260L195 261L193 264H204L207 259H209L210 257H213L219 251L224 249V247H226L227 239L234 238V237H236V238L240 237V233L242 232L243 228L244 229L247 227L249 228V226H250L251 227L250 229L252 230V232L255 236L256 235H257V237L261 236L263 229H264V226L262 223H259L260 221L258 219L259 218L258 210L260 211L263 209L262 203H259L258 207L256 208L257 213H256V209H253V208H251L253 210L252 212L248 211V210L242 211V209H240L241 207L236 208V209H234V208L231 209L232 204L235 203L236 201H244L245 198H248L247 196H244V195L250 191L251 187L255 184ZM115 183L117 184L116 185L117 187L113 188V187H115ZM119 183H120V186H122L121 182H119ZM132 183H134V184H132ZM152 183H154V182H152ZM180 183L178 185H180ZM113 184H114V186H113ZM171 184L173 187L171 186ZM189 185H192V184H188V186L185 185L186 186L185 188L188 189L187 187H189ZM212 185H214V186H212ZM76 186H80L78 188L79 192L77 193V191H76V193L73 192L74 194L71 193L72 195H70L69 194L70 190ZM82 186L84 187L83 188L84 192L82 190ZM104 186L105 185H102L101 188H103ZM151 186H152V184H151ZM192 187H193V185H192ZM192 187L190 186V188H192ZM109 188H111L110 189L111 191H109L108 193L114 192L115 189L116 190L119 189L118 183L114 182V183L110 184ZM109 188H107V189H109ZM176 188H174V190H173L174 192L177 191ZM181 188L183 189L184 187H181ZM87 189H89V190H87ZM112 189H114V190L112 191ZM36 192H35L34 196H36V194H37ZM86 193H88V192H86ZM145 193H146V191H145ZM176 193L178 194L180 192L177 191ZM207 193H206V195L208 196ZM76 194H77V197H76ZM100 194H101V192H100ZM31 195H30V197L32 198ZM67 195H70V196L68 197ZM73 195H75V196L73 197ZM96 195H98V193ZM178 195H180V194H178ZM205 196L203 197V199H205ZM70 198H72V199H70ZM68 199L70 201L74 199V202L73 201L69 202ZM209 204H211V203H209ZM52 205L53 206H51V209H48V210H53L55 207L56 208L54 210L58 209V205H56V204L54 205V203H52ZM77 205L75 207H77ZM212 205L213 204H211L210 206H212ZM200 206H198V207L201 208ZM72 208H74V207H72ZM212 208H213V206H212ZM136 209H137V207H136ZM206 209H208V208H206ZM14 210L15 209H12V211H14ZM48 210L45 214V217H47L52 212V211L50 212ZM145 210H147L148 214H146L147 212H145ZM203 211H200V212H203ZM48 212H49V214H47ZM22 213L24 214L25 212H22ZM26 213L28 216L25 215ZM26 213L24 214L25 216L23 214H20L21 216L18 215L16 218L19 220H17L15 218L16 220L14 219L15 221L13 220L14 223H12V225L14 224L16 226L15 222H17V224L21 223L20 225H22L23 222L25 221V223H24L25 226H23V227L27 226V229L26 228H25L26 230L24 228L21 229L22 232H24L23 233L24 237H25L26 232H27L26 235H29L28 231L30 229H28L29 228L28 226L30 224H31L30 225L31 230L29 231L30 233L34 230V227L37 228V230L35 229L36 231L35 230L34 231L38 232L40 229L36 225L38 224L40 226V224H41L40 223L41 218L37 219V217L35 215H34V217L33 216L31 217L28 214V212H26ZM133 214L137 218L135 216H133ZM141 215H142V217H141ZM143 215L147 216L146 217L147 219H149V216H150V220L148 222H150L152 220L151 223L147 224L148 227H147V230L145 231L144 236H142L140 238V235H138L136 233V234H132V235H136V236L138 235L137 236L138 239H137V237L135 239L134 236L133 237L130 236L133 238V240H132V238L129 239L131 241L127 240L129 235L134 232L135 226L140 225L139 224L140 222H136V220L137 221L141 220L142 226L146 225L147 222H144V221H147V219H145V217ZM22 216H24L25 218ZM200 216L202 218H204V215H200ZM20 217H22V219L24 218L25 220L22 221L20 219ZM28 217H30L31 219L33 218V220L29 219ZM122 217L124 219H122ZM143 217H144V220H143ZM151 217H153V218L151 219ZM138 218L139 219L141 218V219L139 220ZM26 219H28L30 221L29 225H28L29 221L26 222L27 221ZM119 219H122L123 221L122 220L120 221ZM36 220L39 222L36 223L37 222ZM230 220L233 222L232 224H229ZM18 221H20V222L18 223ZM34 221H36V222L34 223ZM117 221L119 223H117ZM133 221H135L136 223H133ZM142 223H145V224H142ZM130 224H132V225H130ZM194 224L196 225V227H194ZM32 225H34V226L31 227ZM141 225H140V227L142 228ZM166 225L169 226L170 228H167ZM179 225L180 224H178V226ZM138 226H137L136 230H139ZM173 226H175V224H173ZM6 231L8 232V230H6ZM6 231H4V233H3L4 238H10V237L14 236L16 238L15 240H17V241L20 240L17 242V244L19 242L21 243L22 239H23L24 240L23 243L26 244V242H27V243H29V245H32L30 243L34 242V241H32L34 239V237H35L34 246L36 245V243L38 244L40 238L41 239L39 242V247L42 246L46 242V241H44V239L46 237L41 236V235H45V233L43 232L44 230L41 232V234L37 233L36 236H35V234H34V236H33V234H31L33 237L30 235L26 236L25 238L29 237L28 239H25L22 236L23 234H21L22 232L20 231L21 233H19V230H18V232L16 231V235L14 233H11L10 231H9V233H8L9 235H8L6 233ZM205 231L210 232V233H216V235L212 234L216 237V241H212L209 237H203V232H205ZM119 232L121 233L120 234L121 236H119L117 234ZM159 232H162V233L159 234ZM17 233H18V235H17ZM85 233H87V231ZM88 233L85 235H88ZM111 233H113V234L111 235ZM38 234H39L40 238L38 237ZM116 234L118 235V237H120L119 240L117 239L118 237L115 236ZM5 235H8L9 237L8 236L6 237ZM19 235L21 238L19 237ZM91 235H92V237H91ZM17 237H19L20 239H18ZM114 237L116 238V240ZM121 237L125 240H123L124 243L122 242L121 244H119L121 242V239H122ZM37 238H39V239L36 242ZM86 239H84V238L82 240L80 239L78 244H76V248L73 247L74 250H71L72 252L69 253L70 249H68L69 250L68 256L69 255L72 256V257L69 256V258H72V260H73V257L76 258V260H73L72 263H74V261H77L78 263H75V264H80L81 262L84 264L85 261H87L89 258H91V259H89V261H87V262H90V260H92V258L94 259V258H97L100 256L101 252L99 250L96 251L97 249H94V251H90L92 249H89V251L92 254L90 252L88 254V249L87 250L84 249V244H85ZM108 239L109 240L112 239L110 243H107V242H109ZM29 240L31 242H29ZM104 240H107V241L104 242ZM43 241H44V243L42 244L41 242H43ZM118 241H120V242H118ZM80 242H82V243H80ZM102 243H103V245H102ZM25 244H24V246H25ZM107 244H109V246ZM171 244H175L176 246H172ZM19 245H17L16 247L19 248L20 247ZM26 245H28V244H26ZM258 245H260V243ZM34 246H33V248H34ZM46 247L47 246H45V249H47V252L48 253L50 252L52 254L53 252H51V250H52V248L54 249V247L51 246V248H50L48 246L51 249V250L49 249L50 251L48 250V247L47 248ZM99 247H98V249L101 250V247L100 248ZM18 248L16 249L17 253H18ZM27 248H29V246H25L26 252L27 251L30 252L29 254H33V252H34V255H35V253H38V252L41 253V252L45 251V249H43L44 251H41L42 248H40V249L38 248V250L36 249L38 252L33 251L35 249H33L32 246L30 248L32 251H30V249L28 250ZM73 248H71V249H73ZM82 248L84 249V251L85 250L86 251L84 252ZM104 248H106V247H104ZM260 248H258L259 251L258 250L255 251L256 254H258L260 251L262 252V250ZM25 250L23 252V251H20V248H19L18 254L21 255L20 252H23L22 253V255H23L25 253ZM52 251H54V250H52ZM4 252H5V250H4ZM4 252L2 249V252H1L2 255L0 254V258L2 257V259L3 258L4 259L3 260L1 259L2 261L0 263H4L3 261L6 260L5 257L8 253L6 254V252H5V254L3 255ZM255 252L247 251L245 253V255L241 258V260L233 261V262H230L229 264H247L251 260L255 259L254 257L257 256L256 254H254ZM15 253L16 252H14V255H15ZM17 253H16V256H17ZM27 253H25V255ZM48 253H46V254H48ZM84 253L86 254V256L88 254V256L87 257L84 256ZM258 255H262V253L258 254ZM7 256L8 257H7V260L5 261V263L8 261V258L10 260V257H11V256L9 257V255H7ZM30 256H32V255H30ZM36 256L37 255H35L34 257H36ZM76 256L77 257L79 256V257L77 258ZM80 256L82 259H80ZM115 256H117V255H115ZM111 257H113V256H111ZM114 258L113 259L109 258L110 262H112V260L114 261V263L112 262L113 264H115V259L117 261V258H115V259ZM24 259H25V256L22 258V261ZM13 261L14 262L19 261V262L23 263L22 261H20L19 258H18V261H17V258H16V260L13 259ZM19 262L17 264H19ZM8 263L9 264L12 263V260H11V262L8 261ZM117 263H119V261H117L116 264Z\"/></svg>","mask_w":264,"mask_h":264}]
</instances>
